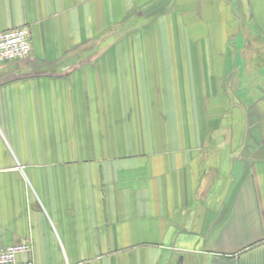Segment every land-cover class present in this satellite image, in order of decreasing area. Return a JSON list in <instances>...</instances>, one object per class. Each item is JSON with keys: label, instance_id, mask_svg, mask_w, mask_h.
Masks as SVG:
<instances>
[{"label": "crops", "instance_id": "0c3cea01", "mask_svg": "<svg viewBox=\"0 0 264 264\" xmlns=\"http://www.w3.org/2000/svg\"><path fill=\"white\" fill-rule=\"evenodd\" d=\"M20 26L0 245L34 264H264V0H0V32Z\"/></svg>", "mask_w": 264, "mask_h": 264}, {"label": "built area", "instance_id": "2783aa9c", "mask_svg": "<svg viewBox=\"0 0 264 264\" xmlns=\"http://www.w3.org/2000/svg\"><path fill=\"white\" fill-rule=\"evenodd\" d=\"M30 52L31 36L28 27L20 26L0 32V65L16 59H24L30 55ZM26 250L25 244L0 245V264H34L18 259L19 253Z\"/></svg>", "mask_w": 264, "mask_h": 264}, {"label": "rangeland", "instance_id": "374dc122", "mask_svg": "<svg viewBox=\"0 0 264 264\" xmlns=\"http://www.w3.org/2000/svg\"><path fill=\"white\" fill-rule=\"evenodd\" d=\"M148 4V3H147ZM147 4H146V6H147ZM145 6V7H146ZM243 33V32H242ZM242 33L240 34V31H237L236 33H235V36H233L232 37V39H237V41H236V43H234V46L236 45V51H238L239 49H238V47H237V44H238V42L239 41H241V40H243V38H242ZM251 40H254V39H251ZM249 41V45L247 46V48H246V50H250V52H251V56L252 57H255V55H254V53L255 52H257V53H259V47L256 45V43H253L252 41L250 42V40H248ZM261 56H264L263 55V53L261 52V54H260ZM258 63V62H257Z\"/></svg>", "mask_w": 264, "mask_h": 264}]
</instances>
